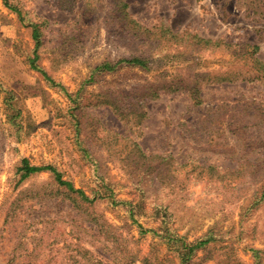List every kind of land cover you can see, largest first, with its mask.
I'll list each match as a JSON object with an SVG mask.
<instances>
[{"label":"rangeland","instance_id":"374dc122","mask_svg":"<svg viewBox=\"0 0 264 264\" xmlns=\"http://www.w3.org/2000/svg\"><path fill=\"white\" fill-rule=\"evenodd\" d=\"M8 2L0 264H264V0Z\"/></svg>","mask_w":264,"mask_h":264},{"label":"trees","instance_id":"16d2710c","mask_svg":"<svg viewBox=\"0 0 264 264\" xmlns=\"http://www.w3.org/2000/svg\"><path fill=\"white\" fill-rule=\"evenodd\" d=\"M3 3L8 8L15 11L21 20L24 18L21 10L15 4L8 2V0H3ZM122 4L125 5L124 3H122ZM29 25L32 26V37L35 40V49H34L35 55L31 59V62H30L31 67L36 68L44 76L45 79H47L48 81H50L53 84H56V82L45 72V70H43L42 68H39L34 63V59L37 57L36 47L39 45V30L33 21H30ZM198 39L201 41H204V42H208V43L211 42V40L209 38H199L198 37ZM122 61H124L128 64L139 65L142 67H146V65H147V61L145 59L139 58V57L125 58ZM258 61H260V60L258 59ZM262 64H264V63H262ZM114 67H115V64H112L110 62H103V63L97 65V69H105V70H112ZM42 170L51 171L56 182H58L60 185H64L70 191L77 192V194H79V196L81 198H83L84 200L93 201V199H95L96 195L93 197H88L82 189L75 188L69 180L63 179L61 172L50 164H33L26 157H23V158H21L20 165L17 169V171L20 172V178H19L20 180L25 179L26 177H28L32 173L39 172ZM111 194L112 193L110 192V194H108V196H110ZM105 195H107V194H105ZM207 241H208V238L198 239L195 242L184 243V245H183L184 251L181 252V254H183L182 257L189 256L196 248L201 247Z\"/></svg>","mask_w":264,"mask_h":264}]
</instances>
